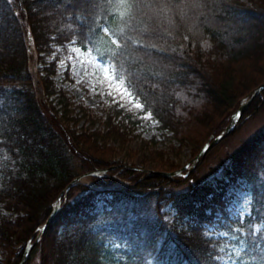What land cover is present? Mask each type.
<instances>
[{"label":"trees","instance_id":"trees-1","mask_svg":"<svg viewBox=\"0 0 264 264\" xmlns=\"http://www.w3.org/2000/svg\"><path fill=\"white\" fill-rule=\"evenodd\" d=\"M27 39L40 61L52 57L58 47L76 45L111 64L143 112L180 143L176 154L189 147L193 161L264 84V0H0V264H21L70 183L108 169L90 177L94 186L72 187L68 203L26 264L37 255L39 264H106L118 233L135 245L132 255L144 259L146 253L134 242L143 228L163 244L159 254L168 249L177 264H227L221 258L225 239L210 235L215 225H238L255 258L263 262L264 234L253 237V228L264 222V131L229 156L225 179L197 182L217 146L186 179L145 175L118 161L129 140L116 126L76 129L79 118L73 115V102L53 81L58 56L45 62L48 67L38 85L47 100L38 99L35 56ZM55 94L58 105L50 101ZM263 111L264 92L219 145ZM118 138L119 150L110 144ZM156 155L159 171L183 168L165 161L163 151ZM187 182L197 185L186 193L174 192ZM232 184L251 195V214L243 222L231 220L226 211ZM76 190L85 194L72 204ZM107 195L112 196V208L95 212L98 197ZM150 199L155 223L139 214L131 229L120 232L128 210L116 207L117 201ZM170 204L177 211L172 221L165 219L164 211Z\"/></svg>","mask_w":264,"mask_h":264},{"label":"rangeland","instance_id":"rangeland-1","mask_svg":"<svg viewBox=\"0 0 264 264\" xmlns=\"http://www.w3.org/2000/svg\"><path fill=\"white\" fill-rule=\"evenodd\" d=\"M27 48L35 56L33 74L35 83H37L38 99L47 100L45 92L38 85L40 75L43 74L45 67H48L45 62L49 63L58 56L59 60L55 67L56 73L53 76V81L55 87L64 92L73 102L71 106L74 110L73 115L79 118L76 129L79 131L84 129L105 131L110 128V124H113L121 132L126 133L129 140L128 150L121 151L118 161L144 170L159 171L158 163L160 161L156 160L158 159L156 153L163 151L165 161L167 159L173 160L186 167V170L194 168L191 162V149L183 147L181 153L176 154L180 143L173 138L172 133L159 129L158 122L150 113L143 112V105L125 86L123 79L116 76L113 66L103 61L96 53L85 51L76 45H70L66 50L58 47L57 53L38 63L36 61L38 53L30 39H27ZM39 69L40 74H38ZM50 101L58 105V94L52 95ZM263 131L264 111L242 126L233 138L217 146L211 153L208 163L202 167L197 182L203 185L225 179V169L230 163L229 156L235 153L246 141ZM110 144L118 150L120 149L119 138L114 139ZM128 153L132 155V158L128 157ZM224 161L226 165H223ZM217 169L218 171H216ZM81 182L89 186L95 185L90 177H84ZM197 182H187L174 188V192L176 194L186 193L192 185H197ZM84 194V192L76 190L70 202L76 203ZM226 196L230 200L226 211L231 220L239 219L243 222L250 216L252 204L248 190L243 186L232 184L228 188ZM111 199V195L98 198L95 202L94 211L101 213L104 207L111 209ZM117 202L119 204H116V207L119 208L120 205V209L122 207L128 210L125 227H120V232L131 229L133 221L139 217V214L142 218L147 217L155 223L156 215L153 211V200L131 202H120L119 200ZM164 211L167 212L165 219L168 221H172L177 212L176 209L172 208V204L166 206ZM231 228L220 229L218 225H215L209 230L211 236L225 239L221 246L222 260L227 264H264V260L262 262L255 258L253 250L249 249L247 234L244 230L240 229L238 225H233ZM260 232L264 234V222L254 226L253 237ZM134 242L141 247V251L146 253L144 259L138 254L135 258L132 255L135 245L128 244L126 234L119 235L118 233V235L113 236L111 241L110 251L105 258L106 264H159V260H162L161 264L177 263L176 261L173 262V255L168 249L165 248L159 254L163 244L160 245V240L154 241L153 237L147 235L144 228L141 230L139 238H135ZM32 264H39L38 255L35 256Z\"/></svg>","mask_w":264,"mask_h":264},{"label":"water","instance_id":"water-1","mask_svg":"<svg viewBox=\"0 0 264 264\" xmlns=\"http://www.w3.org/2000/svg\"><path fill=\"white\" fill-rule=\"evenodd\" d=\"M262 92H264V84L261 85L259 88H257L251 95L249 98H247L246 100L243 101L240 109L233 115L232 120L230 125L222 132L221 135H219L216 139H214L210 144L206 145L204 147V149L200 152V154L193 160V167H195L196 163L201 160L203 157H205L215 146H217L218 144H220L222 141H224L227 137H229L236 125L238 124L239 120L242 118L244 112L247 110V108L251 105V103L255 100V98L257 96H259ZM113 169V168H112ZM186 170V168H183L179 171H175V172H159V171H148V170H142V169H138V171L143 172V173H152V174H157L160 176H164L167 178H175V177H179L183 175V172ZM108 170H104V171H96L81 177L76 178L67 188L66 190L60 195L59 199L61 200V198L63 196H65V198H67L71 188L73 186H75L76 184H78L79 182H81V180L83 179V177L85 176H93V175H97V176H101L103 174H105ZM192 171V170H191ZM188 172V174L186 175V177L190 174V172ZM60 204H57V206L54 208V211L52 213V215L50 216V218L48 219V221L46 222V224L39 229V237L36 241V244L39 242V240L42 238V236L44 235V233L46 232L47 228L49 227V225L51 224V222L54 220V218L56 217L57 213L60 210ZM34 245H31L28 247V249L26 250L24 259L22 261L21 264H26L28 258H29V254L32 250Z\"/></svg>","mask_w":264,"mask_h":264},{"label":"bare ground","instance_id":"bare-ground-1","mask_svg":"<svg viewBox=\"0 0 264 264\" xmlns=\"http://www.w3.org/2000/svg\"><path fill=\"white\" fill-rule=\"evenodd\" d=\"M43 91V90H42Z\"/></svg>","mask_w":264,"mask_h":264}]
</instances>
